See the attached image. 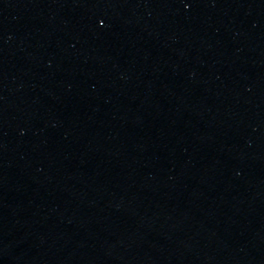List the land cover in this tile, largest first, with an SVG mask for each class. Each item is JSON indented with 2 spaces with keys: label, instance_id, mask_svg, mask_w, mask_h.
I'll return each instance as SVG.
<instances>
[{
  "label": "water",
  "instance_id": "1",
  "mask_svg": "<svg viewBox=\"0 0 264 264\" xmlns=\"http://www.w3.org/2000/svg\"><path fill=\"white\" fill-rule=\"evenodd\" d=\"M0 264H264V0H0Z\"/></svg>",
  "mask_w": 264,
  "mask_h": 264
}]
</instances>
